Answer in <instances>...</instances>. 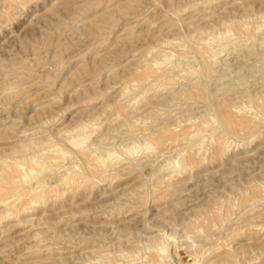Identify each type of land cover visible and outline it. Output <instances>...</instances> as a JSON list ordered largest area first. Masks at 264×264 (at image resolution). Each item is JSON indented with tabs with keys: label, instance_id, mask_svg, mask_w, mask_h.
Here are the masks:
<instances>
[{
	"label": "rangeland",
	"instance_id": "rangeland-1",
	"mask_svg": "<svg viewBox=\"0 0 264 264\" xmlns=\"http://www.w3.org/2000/svg\"><path fill=\"white\" fill-rule=\"evenodd\" d=\"M0 264H264V0H0Z\"/></svg>",
	"mask_w": 264,
	"mask_h": 264
},
{
	"label": "bare ground",
	"instance_id": "bare-ground-1",
	"mask_svg": "<svg viewBox=\"0 0 264 264\" xmlns=\"http://www.w3.org/2000/svg\"><path fill=\"white\" fill-rule=\"evenodd\" d=\"M229 121V120H228Z\"/></svg>",
	"mask_w": 264,
	"mask_h": 264
}]
</instances>
